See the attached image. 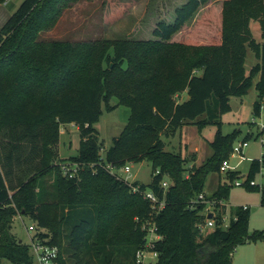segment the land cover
Segmentation results:
<instances>
[{
	"label": "trees",
	"instance_id": "1",
	"mask_svg": "<svg viewBox=\"0 0 264 264\" xmlns=\"http://www.w3.org/2000/svg\"><path fill=\"white\" fill-rule=\"evenodd\" d=\"M78 1L23 0L0 29V262H33L29 244L12 231L20 211L35 223L40 238L59 245L60 264H135L146 237L137 218L149 217L151 205L104 166L148 160L152 179L140 185L166 200L156 217L163 235L156 244L158 264H233L237 246L264 238V229L251 232L250 208L238 206V220L228 228L218 225L201 235L205 203L193 207V201L234 150L239 131L224 133L221 123V115L232 109L230 97L246 95L258 75L254 110L261 114L264 0H222L193 29L188 22L207 0H187L174 21L161 20L144 39L41 38ZM121 14L118 10L111 18ZM253 20L260 23L261 41L253 35ZM249 49L259 62L247 72ZM184 90L188 99L176 101ZM113 95L131 114L104 164L96 123ZM63 122H76L80 129L78 154L64 159L83 164L74 178L62 174L53 160ZM188 122L200 128L218 125L213 153L190 167L161 137ZM259 170L258 158L253 159L248 178H257ZM238 177L232 171L207 197L227 198Z\"/></svg>",
	"mask_w": 264,
	"mask_h": 264
},
{
	"label": "rangeland",
	"instance_id": "2",
	"mask_svg": "<svg viewBox=\"0 0 264 264\" xmlns=\"http://www.w3.org/2000/svg\"><path fill=\"white\" fill-rule=\"evenodd\" d=\"M186 1L80 0L65 9L55 26L44 31L41 38L70 39L73 41L120 38L144 39L149 37V30L161 20L170 21L173 18L175 19L176 9ZM221 1L207 0L188 22V28L193 29L196 20L205 11L213 7H219ZM22 2L23 0H4V2L0 3V29ZM118 10H122L123 14L116 19H112L111 14ZM260 28L258 20L251 21V29L257 40H260ZM257 61L255 53L249 49L245 63L247 72H250ZM257 78H254L253 85L246 95L243 97H230L232 109L221 115L222 131L224 133L232 132L233 130L239 131L234 141V147L237 148L243 139L247 140L248 144L243 147V154L246 158L241 159L240 156L233 155L231 152L227 158H230V165L234 168L229 169L227 172L218 170L211 173L206 182L205 191L207 193H213L219 182L225 183L229 173L232 171H238L240 176L247 175L252 160L260 158L264 153V98L262 100L261 114L256 115L254 110V102L258 96V91L255 88ZM109 103L111 105L110 109H103L100 120L96 123L99 137L104 144L101 151L104 159L107 149L112 145L114 138L122 133L131 114V109L128 106L118 103L116 95L110 98ZM217 128V124H208L200 128L195 122H188L178 129L175 134L165 131L161 133V137L165 140L168 150L180 152L189 159L187 164L189 166L196 158H198V164H201L213 153L210 141L214 138ZM78 143L79 130L77 126L63 122L60 127L59 151L53 157L54 163H61L65 161L64 159L77 155ZM188 150H196L198 152ZM240 160L241 162L239 163ZM129 165L131 168L130 174L124 172L125 165L118 172L130 180L137 179L145 184L150 183L152 177L150 161L129 162ZM258 178L259 175L257 176ZM262 181L264 182V178ZM12 191L11 189V195ZM262 191L260 189L251 190L247 186L235 185L233 182L229 196L224 200V203L229 205V212H231V206L248 204L250 207L249 227L251 232L264 229ZM229 212L227 211V216H230ZM17 215L18 212L14 216L12 231L29 244L30 234L27 227L32 223V220L23 214L19 218H15ZM30 254L33 257V262L29 264H40L31 250ZM232 260L233 264H264V238L239 244L232 255ZM0 264L28 263H14L9 259L3 258Z\"/></svg>",
	"mask_w": 264,
	"mask_h": 264
},
{
	"label": "built area",
	"instance_id": "3",
	"mask_svg": "<svg viewBox=\"0 0 264 264\" xmlns=\"http://www.w3.org/2000/svg\"><path fill=\"white\" fill-rule=\"evenodd\" d=\"M76 124L79 127V124L75 122V125ZM247 144V141L241 142L237 148L234 147V151H232V154L240 156L241 159L246 158L242 153L241 148H243ZM229 159L230 158H226L222 161L220 171L227 172L229 169L234 168L230 165ZM258 160L260 162V170L258 173L259 178L249 179L247 173V175L236 178L234 180L235 185L256 186L258 187V189L264 190V182L262 181V179L264 178V153L260 158H258ZM240 162L241 160L239 161V163ZM81 167H83V164L78 161L65 160L60 163L62 174L68 176L69 178L78 177ZM104 168L105 170L117 175V177L125 179V181L130 185L131 191L133 193H139L149 201L152 210L150 212V216L141 219L137 218V222L141 225V228L146 231V237L144 245L140 246L136 251L135 264H158L159 251L156 249V244L159 240L162 239L163 235L158 230L156 217L166 206L165 198L160 197L155 191L151 189H143L140 183H135L134 181L128 179V177L121 175L118 171L119 169L123 168V165L118 168L116 165H113V163L108 162L107 164H105ZM95 171L96 170L94 169V172ZM124 172L127 174L131 173L129 162L125 164ZM169 183V179L165 177L162 180V187L166 189L169 186ZM197 203H205L203 213L206 215V219L198 224L199 233L201 235H205L208 229H211L218 225L222 228H228L232 220H238L237 214H230V216H227L226 212L224 211L226 203H224L223 199L208 198L205 192H201L198 197L194 199L193 207ZM242 207L244 209L249 208L248 205H243ZM211 212L213 213V216L209 217L208 215ZM218 214L221 216L220 220L217 218ZM21 215L22 213L18 211V216L20 217ZM27 230L30 234L29 248L33 252V255H36L40 264H60L59 257L61 248L59 247V245L51 244L47 240H43L42 238H40L37 235V229L34 222L27 227Z\"/></svg>",
	"mask_w": 264,
	"mask_h": 264
},
{
	"label": "crops",
	"instance_id": "4",
	"mask_svg": "<svg viewBox=\"0 0 264 264\" xmlns=\"http://www.w3.org/2000/svg\"><path fill=\"white\" fill-rule=\"evenodd\" d=\"M261 29V28H260ZM259 37H260V40L259 41H261L262 39H261V30H260V34H259ZM257 58V57H256ZM257 62H259V59L257 58ZM258 78H257V80H256V82H255V88H256V83H257V81L259 80V75L257 76ZM257 90V89H256ZM175 97L177 98V101H183V100H186V99H188V97H189V95H188V90H184L183 92H180V93H178V94H176L175 95ZM258 97V96H257ZM70 123H72L73 125L75 124V122H70ZM77 125V124H76ZM77 128H78V130H79V132H80V129H79V127H78V125H77ZM216 132H217V130H216ZM216 132H215V135H216ZM229 133V132H228ZM215 135H214V137H215ZM170 138V137H169ZM214 139V138H213ZM212 139V140H213ZM211 140V141H212ZM165 141V140H164ZM210 141V142H211ZM243 141H247V140H245V139H243ZM242 141V142H243ZM59 143H60V141H59ZM181 144V143H180ZM183 144V143H182ZM188 146V145H187ZM78 147H79V143H78ZM165 148L168 150L169 148L168 147H166L165 146ZM174 148V147H173ZM241 150H242V153H243V148H241ZM171 151H174V150H171ZM188 151H191V152H198V151H196V150H188ZM184 155V154H183ZM188 159V158H187ZM197 159L198 158H196V160L195 161H192L191 163H190V165H189V167L190 166H192L193 164L194 165H199L198 164V162H197ZM255 159H257V158H255ZM188 161H189V159H188ZM205 162V160L202 162V163H204ZM201 163V164H202ZM250 167H251V164H250V166H249V169H248V172H249V170H250ZM247 172V173H248ZM151 179H152V177H151ZM132 181H138L139 183H144V182H141V181H139V180H137V179H134V180H132ZM226 182V181H225ZM220 183L221 182H219V184H218V186L220 185ZM217 189V188H216ZM207 195L208 194H210V193H207V192H205ZM228 198V197H227ZM226 198H224L223 200H225ZM245 205H248V204H245ZM227 206V207H226ZM226 206L224 207V211L227 213V211L229 212V210H228V204H226ZM240 206H243V205H240ZM236 207H238V206H235V207H233V206H231V212H229V215L231 214V215H233V213L234 214H236L235 212H234V210L236 209ZM250 208V207H249ZM23 214V213H22ZM22 216V215H21ZM19 218V216L17 215L15 218ZM33 223V222H32ZM31 224V223H30Z\"/></svg>",
	"mask_w": 264,
	"mask_h": 264
},
{
	"label": "water",
	"instance_id": "5",
	"mask_svg": "<svg viewBox=\"0 0 264 264\" xmlns=\"http://www.w3.org/2000/svg\"><path fill=\"white\" fill-rule=\"evenodd\" d=\"M209 217H212L213 216V213L211 212V213H209V215H208Z\"/></svg>",
	"mask_w": 264,
	"mask_h": 264
}]
</instances>
